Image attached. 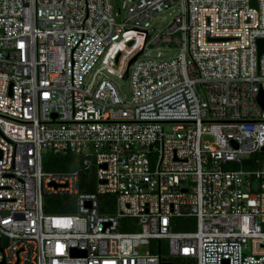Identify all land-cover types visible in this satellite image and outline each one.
<instances>
[{"label": "built area", "instance_id": "1", "mask_svg": "<svg viewBox=\"0 0 264 264\" xmlns=\"http://www.w3.org/2000/svg\"><path fill=\"white\" fill-rule=\"evenodd\" d=\"M259 39L264 0H0V264H264Z\"/></svg>", "mask_w": 264, "mask_h": 264}, {"label": "trees", "instance_id": "2", "mask_svg": "<svg viewBox=\"0 0 264 264\" xmlns=\"http://www.w3.org/2000/svg\"><path fill=\"white\" fill-rule=\"evenodd\" d=\"M254 158H264V153H258ZM80 168V159L72 153L65 155H53L46 153L43 158V169L51 172H73ZM81 179L84 175L80 174ZM82 192L93 191L92 185L81 188ZM74 198L64 195H46L44 196V212L52 215H64L73 211ZM176 224L173 226L174 230H193V224H189L185 219H176Z\"/></svg>", "mask_w": 264, "mask_h": 264}, {"label": "rangeland", "instance_id": "3", "mask_svg": "<svg viewBox=\"0 0 264 264\" xmlns=\"http://www.w3.org/2000/svg\"><path fill=\"white\" fill-rule=\"evenodd\" d=\"M125 0H111V4L112 6L117 9L118 5H122V3ZM174 17V13H172L171 11H166L163 13H160L158 15H156L151 23V27L150 29L153 31V36H156L157 34H159L166 26H168ZM176 52L179 53L180 50L179 48H164L160 45L157 46H150L147 47L145 50V57L146 56H151L152 58H156V55L158 53H161L163 55H165L166 57H171V55ZM105 75V73H104ZM107 77L114 83V85L116 86L120 96L124 99V100H128L129 96H130V81L127 78H117L115 76H109L107 75Z\"/></svg>", "mask_w": 264, "mask_h": 264}, {"label": "water", "instance_id": "4", "mask_svg": "<svg viewBox=\"0 0 264 264\" xmlns=\"http://www.w3.org/2000/svg\"><path fill=\"white\" fill-rule=\"evenodd\" d=\"M264 54V39H259L257 41V57L258 59L260 56ZM135 58L129 61L128 66H130L134 62ZM257 103L258 105L263 108L264 107V92H260L259 95L257 96ZM261 152H264V147L261 149ZM75 255H84L83 252H74Z\"/></svg>", "mask_w": 264, "mask_h": 264}]
</instances>
